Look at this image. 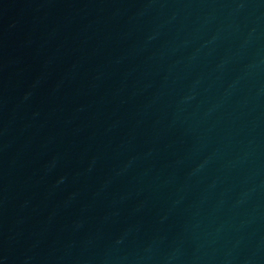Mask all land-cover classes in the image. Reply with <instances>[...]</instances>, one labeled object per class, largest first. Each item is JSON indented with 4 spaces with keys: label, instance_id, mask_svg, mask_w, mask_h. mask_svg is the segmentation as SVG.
I'll return each mask as SVG.
<instances>
[{
    "label": "water",
    "instance_id": "water-1",
    "mask_svg": "<svg viewBox=\"0 0 264 264\" xmlns=\"http://www.w3.org/2000/svg\"><path fill=\"white\" fill-rule=\"evenodd\" d=\"M0 264H264V0H0Z\"/></svg>",
    "mask_w": 264,
    "mask_h": 264
}]
</instances>
